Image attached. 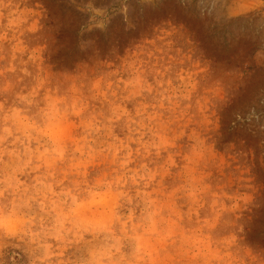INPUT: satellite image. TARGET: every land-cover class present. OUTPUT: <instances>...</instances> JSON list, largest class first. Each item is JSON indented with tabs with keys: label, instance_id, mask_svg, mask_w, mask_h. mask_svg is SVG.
<instances>
[{
	"label": "clouds",
	"instance_id": "clouds-1",
	"mask_svg": "<svg viewBox=\"0 0 264 264\" xmlns=\"http://www.w3.org/2000/svg\"><path fill=\"white\" fill-rule=\"evenodd\" d=\"M262 174L264 0H0V264H264Z\"/></svg>",
	"mask_w": 264,
	"mask_h": 264
},
{
	"label": "rangeland",
	"instance_id": "rangeland-1",
	"mask_svg": "<svg viewBox=\"0 0 264 264\" xmlns=\"http://www.w3.org/2000/svg\"><path fill=\"white\" fill-rule=\"evenodd\" d=\"M201 2H209V0H201ZM174 13L177 18L181 22L185 23L186 26H188L190 30L195 34L196 39H198L202 49H204L207 54L211 56H218L220 54V51L217 45H219L221 42L223 43L224 47H227L228 40L224 33L205 28L202 22L187 17L178 8L174 9ZM248 118L258 119L259 115L253 112L249 115ZM256 225L258 231L264 230V209L258 211Z\"/></svg>",
	"mask_w": 264,
	"mask_h": 264
}]
</instances>
